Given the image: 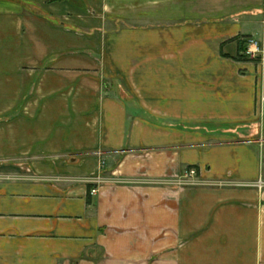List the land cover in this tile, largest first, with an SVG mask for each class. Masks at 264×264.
<instances>
[{
	"label": "crops",
	"instance_id": "1",
	"mask_svg": "<svg viewBox=\"0 0 264 264\" xmlns=\"http://www.w3.org/2000/svg\"><path fill=\"white\" fill-rule=\"evenodd\" d=\"M251 38L264 0H0V264H264Z\"/></svg>",
	"mask_w": 264,
	"mask_h": 264
},
{
	"label": "built area",
	"instance_id": "2",
	"mask_svg": "<svg viewBox=\"0 0 264 264\" xmlns=\"http://www.w3.org/2000/svg\"><path fill=\"white\" fill-rule=\"evenodd\" d=\"M247 53L251 54L253 57L263 54V45L257 40H252L250 41V44L248 45ZM261 58H262V71H263L262 73L263 74V85H262L261 92L259 95V102L261 106H263L264 104V55H261ZM196 175H197L196 169H190L185 172L186 178H192V177H195Z\"/></svg>",
	"mask_w": 264,
	"mask_h": 264
},
{
	"label": "rangeland",
	"instance_id": "3",
	"mask_svg": "<svg viewBox=\"0 0 264 264\" xmlns=\"http://www.w3.org/2000/svg\"><path fill=\"white\" fill-rule=\"evenodd\" d=\"M252 40H256V39H252V38L251 39H245L241 42L239 54L235 59L241 60V61L254 62L258 69H262L261 55H263V54H260L259 56H256V57H253L251 54L247 53L248 45L250 44V41H252ZM239 56H241L240 59H239Z\"/></svg>",
	"mask_w": 264,
	"mask_h": 264
},
{
	"label": "trees",
	"instance_id": "4",
	"mask_svg": "<svg viewBox=\"0 0 264 264\" xmlns=\"http://www.w3.org/2000/svg\"><path fill=\"white\" fill-rule=\"evenodd\" d=\"M242 48V47H241ZM241 58V56H239V59Z\"/></svg>",
	"mask_w": 264,
	"mask_h": 264
}]
</instances>
